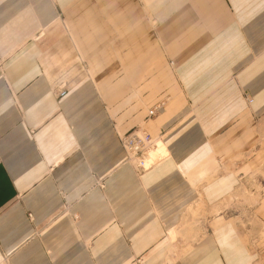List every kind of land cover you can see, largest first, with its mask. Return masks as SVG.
<instances>
[{
	"label": "crops",
	"instance_id": "obj_1",
	"mask_svg": "<svg viewBox=\"0 0 264 264\" xmlns=\"http://www.w3.org/2000/svg\"><path fill=\"white\" fill-rule=\"evenodd\" d=\"M0 264H264V0H0Z\"/></svg>",
	"mask_w": 264,
	"mask_h": 264
},
{
	"label": "built area",
	"instance_id": "obj_2",
	"mask_svg": "<svg viewBox=\"0 0 264 264\" xmlns=\"http://www.w3.org/2000/svg\"><path fill=\"white\" fill-rule=\"evenodd\" d=\"M67 82H61L59 86L55 88L57 96H62L67 92ZM248 101V96L246 97ZM249 102V101H248ZM158 105H155L149 110V116H153L157 110ZM120 143L125 152L124 159L129 161L135 166V169L139 171L145 170L144 162L148 156L149 149L154 146L153 137L148 132L140 131L139 128L130 132H125L120 135Z\"/></svg>",
	"mask_w": 264,
	"mask_h": 264
},
{
	"label": "rangeland",
	"instance_id": "obj_3",
	"mask_svg": "<svg viewBox=\"0 0 264 264\" xmlns=\"http://www.w3.org/2000/svg\"><path fill=\"white\" fill-rule=\"evenodd\" d=\"M80 63L82 64V62L80 61ZM82 68V67H81ZM80 68V69H81ZM82 73V72H81ZM81 73H78L77 75H80V76H77V77H80V78H87V76H83ZM76 74V72H71V74L70 75H75ZM82 75V76H81ZM68 80V78H65V81H67ZM67 83H68V85H69V82L67 81ZM157 104H159V103H157ZM148 117H150V116H148ZM147 117V118H148ZM152 117V116H151ZM134 129H137V126H135V127H133L132 129H130V130H128L127 131V133L128 132H130V131H132V130H134ZM119 137H120V133H119ZM249 175V174H248ZM245 175H243L242 177H244ZM242 177H241V182H245V181H248V180H244V179H242ZM249 180H253V182L252 183H257V180H256V175L251 179H249ZM258 185H260L259 183H257ZM251 185V183H249V184H246L245 183V188L247 189V190H249V191H252V192H254V191H256V190H259V188L260 187H258V188H253L252 186H250ZM239 196H237L236 195V200H235V203L233 204V203H230L229 205H226L225 207H223V209H226L225 211H226V214H228V216L226 215L225 217L226 218H228L229 220H231L232 222H233V219L231 218L232 216L231 215H229V214H231L232 212H236V213H239V217L237 218V219H235L234 220V222L235 223H239V225H240V227H244V228H247L248 226H250V227H252V228H254V227H257V228H259V229H262V227H263V225L261 224V223H259L257 220H255L254 218H251V219H249V218H247L248 217V214H247V211H249V207L246 205H243V203H242V201H240V198H238ZM237 207V208H236ZM243 208H245V209H243ZM228 212V213H227ZM260 231H262V230H260Z\"/></svg>",
	"mask_w": 264,
	"mask_h": 264
},
{
	"label": "bare ground",
	"instance_id": "obj_4",
	"mask_svg": "<svg viewBox=\"0 0 264 264\" xmlns=\"http://www.w3.org/2000/svg\"><path fill=\"white\" fill-rule=\"evenodd\" d=\"M249 102H251V100H249ZM139 130L144 131L142 129H139ZM153 141H154V146H152L148 151V156L146 157V160L144 162V166L146 168L143 171H146V170L150 169L153 165H155L161 158L164 157V156L162 157V155L166 152L165 147L163 146V144L159 140L156 141L155 138H153ZM122 150H123V148H122ZM132 164H133V162H132ZM143 171H140V172H143Z\"/></svg>",
	"mask_w": 264,
	"mask_h": 264
}]
</instances>
